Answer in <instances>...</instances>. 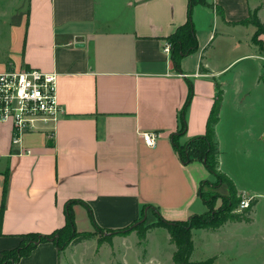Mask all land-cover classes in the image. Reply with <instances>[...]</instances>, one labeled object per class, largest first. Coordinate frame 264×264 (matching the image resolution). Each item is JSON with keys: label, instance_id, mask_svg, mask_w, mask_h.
Segmentation results:
<instances>
[{"label": "crops", "instance_id": "1", "mask_svg": "<svg viewBox=\"0 0 264 264\" xmlns=\"http://www.w3.org/2000/svg\"><path fill=\"white\" fill-rule=\"evenodd\" d=\"M205 1L189 10L188 0H0V73L56 74L63 110L56 123L36 125L17 145L10 125L0 124V255L25 235L62 228L69 202L76 233L92 238L62 251L38 243L17 264H72L81 249L98 255L106 239L124 254L129 237L110 234L137 222L142 210L146 219L158 212L166 221L204 213L198 189L210 175L199 161L183 165L171 143L190 87L183 138L205 134L220 90L218 171L239 198L253 197L255 205L264 196L257 167L261 159L264 174V93L240 88L232 94L222 79L223 70L243 59L264 62V34L257 38L260 48L252 42L255 27L239 23L256 10L264 27V0ZM188 18L197 50L176 70L164 47ZM218 25L253 28L251 53L234 55L223 69L207 58L215 40L219 46L228 36ZM144 132L156 134L154 148L142 141ZM221 188L228 196V183ZM249 218L225 223L222 236L252 224Z\"/></svg>", "mask_w": 264, "mask_h": 264}, {"label": "rangeland", "instance_id": "2", "mask_svg": "<svg viewBox=\"0 0 264 264\" xmlns=\"http://www.w3.org/2000/svg\"><path fill=\"white\" fill-rule=\"evenodd\" d=\"M218 26V32L226 33L228 36H224L220 47L217 39L215 40L214 48L209 51L207 58L214 64L213 67L222 66L223 69L234 55L251 53L248 41L253 34V28L250 26L247 28ZM235 37L237 40H234ZM261 57L264 58V55ZM232 66L222 71V74L224 73L222 79H225L229 84L232 94L240 88L256 95L264 93L263 61L252 58L243 59L236 66ZM258 78L259 84H257ZM184 141L185 139L182 138L179 143ZM257 167L259 174L263 176L261 159L258 161ZM210 182L211 186H206L207 188L203 189L206 193L204 198H212V195L222 197V188L218 190L215 187L220 182V178H211ZM213 198L215 200V197ZM257 203L255 201V205L249 212L253 223L239 225L240 229L235 235L228 233V236L226 234L222 236V227L213 231L193 230L191 233L193 253L190 261L197 263L214 259L213 264H264V196H259ZM219 204L221 201L217 200L214 211L218 210ZM255 206L256 208H254ZM202 211L200 209V212L197 213ZM188 217L186 216L182 220H186ZM220 217L221 215H217V220ZM141 220L133 224L134 229L130 233L120 235L129 237L125 244L124 254L121 245H116L110 242L111 239H106L108 245L103 249L100 248L101 250L98 249V255L88 256L85 250L81 249L80 252L84 253L74 256L71 259L72 264H172L174 246L169 242L167 230L158 225H151L157 223L158 220L150 212L147 214V219L145 218L142 222ZM111 236L115 235L110 234Z\"/></svg>", "mask_w": 264, "mask_h": 264}, {"label": "trees", "instance_id": "3", "mask_svg": "<svg viewBox=\"0 0 264 264\" xmlns=\"http://www.w3.org/2000/svg\"><path fill=\"white\" fill-rule=\"evenodd\" d=\"M207 5L205 0H188L189 10L194 5ZM242 25H252L255 27V32L252 37V42L261 48L260 42L257 41L259 35L264 34V27L257 18V11H253L249 14L248 18L239 22ZM170 45V59L176 70H179V61L182 57L189 55L197 50V41L195 37L194 28L190 18L187 22L179 26L175 32L168 38ZM188 97L183 107L178 112V131L171 136V143L174 151L176 152L178 159L183 165H187L192 161H199L203 163L211 178H220V182L215 186L218 188L222 182L228 183L229 195L216 196L212 195V198L206 199L203 191L204 186H211L210 180L202 181L198 189V197L204 203L206 211L200 215H192L184 221H166L158 212H156L157 223L151 224L153 226L158 225L165 228L169 234V242L174 246L172 254V264H213L214 259H209L202 262H191L190 257L193 253V241L192 231L197 229L203 230H217L227 222H250L249 212L251 207L241 213L234 212L239 204L241 198H239L226 180V178L218 171V143L215 137V126L218 122V116L220 111L222 93L217 91L214 98L212 107L210 109L207 121L206 130L203 136L186 139L183 143L179 141L185 135L186 129V111L188 109L190 100L192 98L191 87L189 89ZM215 197V200L214 198ZM214 200V201H213ZM217 200L221 201L218 206V210L214 211ZM69 202L65 209V223L62 228L54 232L53 234L43 236L38 234L25 235L22 243L16 249L12 251L2 252L0 255V264H17L18 260L26 256L38 243L52 242L58 251H62L69 244H77L81 241L89 240L92 238L91 233L78 234L74 228L73 215L70 210ZM146 207H144L145 209ZM221 215L217 220L216 216ZM144 214L142 210V216L139 220L143 219ZM138 220V221H139ZM137 221V222H138ZM136 223V222H135ZM134 229L133 224L124 230L111 232L112 235H126ZM96 233L102 231L95 226Z\"/></svg>", "mask_w": 264, "mask_h": 264}, {"label": "built area", "instance_id": "4", "mask_svg": "<svg viewBox=\"0 0 264 264\" xmlns=\"http://www.w3.org/2000/svg\"><path fill=\"white\" fill-rule=\"evenodd\" d=\"M164 50L169 53L170 45L166 44ZM56 78V74L34 69L0 73V124L10 125L12 145H17L21 136L36 125L56 123L61 118ZM140 137L148 147H155V133L144 132ZM252 201L253 197H241L235 212L249 209Z\"/></svg>", "mask_w": 264, "mask_h": 264}, {"label": "water", "instance_id": "5", "mask_svg": "<svg viewBox=\"0 0 264 264\" xmlns=\"http://www.w3.org/2000/svg\"><path fill=\"white\" fill-rule=\"evenodd\" d=\"M145 217H146V215H144V217H143V219L141 220V222L145 220Z\"/></svg>", "mask_w": 264, "mask_h": 264}]
</instances>
